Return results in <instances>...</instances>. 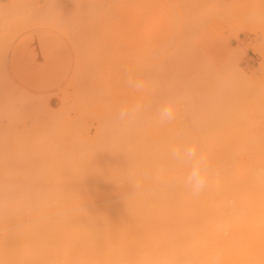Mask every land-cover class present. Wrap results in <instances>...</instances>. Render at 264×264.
Returning a JSON list of instances; mask_svg holds the SVG:
<instances>
[{
  "label": "rangeland",
  "instance_id": "1",
  "mask_svg": "<svg viewBox=\"0 0 264 264\" xmlns=\"http://www.w3.org/2000/svg\"><path fill=\"white\" fill-rule=\"evenodd\" d=\"M111 1L0 0V13L8 14L4 17L11 23L5 20L0 21L3 23L2 27L0 24V30L3 34L8 30L11 31L10 29L14 32L13 36L10 33L9 40H12L5 47L2 42L7 39L6 35L9 31L6 32L7 34L5 33L6 35L0 31L2 34L0 35L6 37L3 39L0 36V40L2 39L0 45L5 47L3 50H1L3 46L0 47V50L4 51L3 55L0 53V56L2 55L0 58H3V61L0 60V105L4 106L6 111H10L6 112L8 113L6 116H11L10 119L4 116L0 117V123L7 127L6 133L9 132L6 134L7 136L3 133L4 138H10L9 140H0V148L2 142L5 147L7 146L5 142H7L9 152L12 148L11 145L14 147L12 151L15 152L14 149L16 150L19 145L18 142H21L18 137L22 138L25 135L26 138L25 141L22 138L23 142L18 146L21 147L24 143L26 152L21 151L22 153L18 152L17 155L12 152L15 156L11 157H15V159L8 158L9 154L4 155L7 156L5 157L6 161L0 159V161H10L7 162L8 169L14 170L12 172L14 175L19 171L22 175L25 173L22 171L34 170L36 172V169L39 171L40 169L43 171L58 170L57 168L63 164L65 166L60 167L62 170L64 168V171L59 167L62 173L67 170L73 173L72 169L74 171L79 169V166L75 165L78 162L71 164L68 161L74 162L77 159L79 161L81 156L88 154V156L91 155V158H88L90 163L98 158L100 161L92 162L96 168L93 165L92 169L89 166L86 167V171L91 170L86 173H93L95 169L101 171L104 168V138L109 133H106L104 124H110L105 125L108 128L107 131L114 126L120 127L124 132H122L123 135H120L126 136L128 140L129 137L137 135L136 138L142 141L147 139L152 141L151 138H155L152 142L156 143L153 145L155 152L159 151L162 154L168 153L171 145L181 142V144L190 143V141L197 142L200 148L203 147L201 150L203 153L210 150L214 153L233 155L244 153L245 150L249 152L255 151V149H264V127H262L264 126V53H262L264 52V0H113L114 4ZM144 1H149L152 5L148 4V8L143 9V4H141V7L136 9L137 12L133 19L130 18L129 12L122 14L125 8L139 2L146 3ZM176 1H179L178 3L183 9L180 10ZM181 11H184V19L183 15H179L182 13ZM84 13L92 15V21H90L91 19L86 21L87 17H84ZM104 15L106 18L108 17L107 20ZM1 17L3 19L2 15ZM103 18L105 23H103ZM123 19L125 21L130 19V23L136 25L139 33L136 39L133 40L127 36L126 23L124 25ZM60 22L63 26H67L63 27L64 30L62 28L59 30L56 27ZM83 22L84 25H82ZM50 23H56V25L51 27ZM104 24H106L105 27ZM89 25L91 29L93 28L92 30L89 29ZM178 26L181 29H178ZM74 28L75 30H73ZM85 28L87 29L85 30ZM77 29L78 31H76ZM65 30L67 34L72 30L73 37L65 34ZM75 36L80 37L79 40ZM84 39L86 41H83ZM81 40L82 42L78 43ZM101 41L104 46L98 44ZM73 42L77 43L72 45ZM76 44L80 46L79 50ZM94 44L95 46H93ZM97 44L98 47L99 45L104 47V49L102 48L104 51L99 50ZM74 46L77 48L75 49ZM89 46H92V49ZM89 49L91 53L88 51ZM78 51L82 53L81 56ZM75 54H79L78 56L81 58L79 59ZM121 57L125 61L130 60L131 63L121 61ZM78 63L79 65H76ZM128 63L132 64V68L135 66L137 69L131 68L132 70H130ZM123 64H127L128 69ZM137 65L139 67L142 65V68L138 69ZM129 77L141 81L143 87L139 90L129 87L127 84ZM248 80L250 84H248ZM250 81L256 83L257 86L256 84L252 85ZM30 99L34 100V103L38 102L39 105L38 103L34 104ZM166 102L174 104L176 116L170 123H161L157 112L159 107ZM137 104L141 105L140 113L131 115L125 120L116 118L120 106L127 105L131 108ZM37 107L39 109L34 110ZM135 122H138V125ZM125 124H127L125 126L127 130L123 129ZM252 125L255 127L253 128ZM133 126L136 127V131L133 130L135 129ZM258 126L261 128L259 129ZM138 127L139 129H137ZM2 128L0 129L2 130ZM146 128L148 130H145ZM117 130L119 131V129ZM131 130L133 131L132 136H130ZM16 131L17 136L14 135ZM18 131L21 132V135H18L20 134ZM125 133L127 134L125 135ZM110 135L113 137L112 134ZM117 135L119 137V133ZM87 137L89 139H86ZM126 137H124L125 140ZM87 140L88 144L86 145ZM9 141L11 142L9 143ZM97 141L99 142L97 143ZM63 142L70 143L71 146L65 145ZM134 143H131L133 145L130 146L133 151ZM96 144L97 147H95ZM62 146L63 148H60ZM65 147L70 148L69 152L71 153L73 151V153L80 152L79 155L77 153L76 156L72 155V157L79 156V158L71 159L72 157L69 152L67 153L68 149ZM18 149L20 151V148ZM58 149L63 155L70 156L69 159L68 156L65 157L67 160L64 159V156L60 154L62 157L58 159L56 157V152H60ZM129 149L131 150V148ZM52 152L58 161L56 158L54 159ZM0 155L2 156L3 153ZM70 164L71 166H69ZM66 165L69 167L67 168ZM56 166L57 168H55ZM9 170L8 173H11ZM15 170L17 171L15 172ZM53 170L52 172H55ZM81 170L80 168L77 172ZM40 173L39 176L43 174ZM57 173L61 176L58 174L59 176L52 177L53 175L49 174L50 179L54 181L52 186L58 185H55L56 180L60 183L68 178L71 179L70 181L73 179L75 181V178L68 176L69 173H67V178H63L61 172ZM82 173H80L81 176ZM29 174L32 176V172ZM64 174L66 175V173ZM17 175L15 179L12 177L13 181L16 180ZM25 175L28 177L26 179L30 178L28 174ZM77 175H73V177H77ZM88 175L91 174H87L86 179ZM46 176L47 179L49 176ZM100 176L102 175L99 172ZM99 177L98 181L102 182L104 178L100 181ZM24 179L20 178L19 180V182L22 180L23 186L25 185L23 181H26ZM86 179L84 178L85 182ZM13 181L11 180V182ZM16 181L15 184L19 185L20 183ZM33 181L31 182L36 184L35 180ZM49 184L50 182L47 183V186H50ZM68 184L69 187L73 185L72 183Z\"/></svg>",
  "mask_w": 264,
  "mask_h": 264
},
{
  "label": "bare ground",
  "instance_id": "2",
  "mask_svg": "<svg viewBox=\"0 0 264 264\" xmlns=\"http://www.w3.org/2000/svg\"><path fill=\"white\" fill-rule=\"evenodd\" d=\"M112 2L114 1L112 0L111 3ZM176 2L178 3L179 1ZM178 6L180 7L179 3ZM181 9L183 8L180 7V10ZM181 12L183 14L181 13L179 15H183L182 17L184 19V11ZM0 14L3 16V19L1 17L0 19L2 20L0 21L5 20V12L4 14ZM88 14L90 13L88 12ZM88 14L84 13V17H87L85 20L89 21V19H91L90 21H92V15L90 16ZM87 15L90 17L88 18ZM104 16V18H106V15ZM107 19L108 17L106 20ZM103 23H105V19ZM184 23H182V25H184ZM0 24L2 27L3 23L0 22ZM10 24H8V26L11 27ZM50 24L51 27L52 25H56V23ZM59 24L62 25L61 22ZM59 24V27L56 26L59 30L61 28L63 29V27H67L66 25L60 26ZM82 25H84V22ZM105 25L106 24H104V27ZM3 27H6L5 24ZM88 27H90V25ZM179 27L180 26H178V29H181V27ZM87 28H85V30ZM89 29H91V27ZM10 30L12 31L8 30V34L10 36L6 33L8 31L5 32L7 35L4 33L7 36L8 41L5 39V36H1L3 32L0 30L2 33H0V36L6 40L2 42L1 39L0 41L5 45V47L6 44H9L8 42L12 40H9V37L11 38L10 33H12L13 36L14 32L12 29ZM66 30L65 34H67ZM73 30H75V28ZM76 31H78V29ZM104 31H106V29H104ZM71 32L67 35H72ZM73 32L75 33V31ZM66 38L68 39V37ZM76 38L79 40L80 37L78 38L77 36ZM85 39L83 41L88 40ZM69 40L71 41L70 38ZM75 41L77 40L75 39ZM80 42H82V40L78 41V43ZM74 43L77 42H73L72 45ZM2 44L0 47L3 46ZM89 44L91 45V43H88V45ZM98 44H103L104 46L102 41ZM77 45L78 44H76V46ZM83 45H85V42H83ZM93 46H95V44ZM5 47L3 46L1 50ZM77 47L76 48L79 50L80 46ZM89 47L92 49V46ZM98 48H100L99 50L104 51L102 50L104 47H100L99 45ZM90 49L88 50L89 52L91 51ZM1 50L0 53L2 54L4 51ZM78 53L80 56L82 55L81 52L78 51ZM2 55L0 57H2ZM78 55H76V57ZM2 59L3 58H0L1 61H3ZM121 59V61H125L124 58L121 57ZM119 60L120 59L118 58V61ZM128 61L130 62V60ZM119 63L122 64L124 62ZM80 64L82 63L80 62ZM76 65H79V63ZM123 65L125 68L127 67V64ZM123 65L120 66L123 67ZM142 65L141 67H139L140 64L139 66L137 65L138 69L142 68ZM131 66L132 64L130 65V70L133 68L134 70L137 69L134 65L133 68ZM248 84H250L249 80ZM251 84L255 86L256 83L251 82ZM35 103L38 102L35 101ZM45 105L43 106L45 107ZM0 107L2 110L0 112V117L4 116L10 119L11 116H6V114L10 111H6L3 108L4 106L0 105ZM2 108L5 110V113ZM38 109L39 108L37 107L34 110ZM0 124V128L3 126L2 130L0 129V134H8L9 132L6 133L8 130H6L7 127H4L2 123ZM127 124L124 125V130H127L125 129ZM105 125L106 124H104V127L106 129V133L109 132L107 134L109 137L105 135L106 139L104 138V168H102L101 171L100 169H98L99 171H96L95 169V171H93L94 174L92 172L86 173L91 171L90 169H88L90 171L86 170L88 166L89 168H91L92 165L94 166V163L92 162L97 161L99 158L91 161L90 163L88 158H91V155H80V158L79 156L74 157L77 152H69L70 148L68 149L67 146L65 147V149H68L66 150L67 153L69 152L71 157L74 154L71 159L79 158V161L78 159L76 161L74 160V162L68 161L69 163L71 162V164L78 162L75 164L79 166L78 170L74 171L72 169V171H70L73 173H70L67 169H65L67 171L62 173L64 168L62 170L61 167L65 166L63 164L64 162L62 163L63 165H60L61 167L59 166L62 171L59 167L57 168V166L55 168L58 170L51 169L49 171L44 169L45 171H43L40 169L39 171L35 168L36 172L34 170L27 172L22 171L25 172L23 175L20 174L21 172L19 170V172H16L17 170H15L16 174L20 176L18 178L17 175V181H13L16 174L14 175V173H12L14 170L11 171L8 169V158L11 159L13 156L17 155L16 153H20L21 151L26 152V146H24V143H22V148L18 147L21 142L25 141L26 138L24 137L25 135H23V141L22 138H19L20 136L18 137V140L20 139L21 142L14 140L19 144L17 147L14 144L16 147V150L14 149L15 152L12 151V148H14L12 145L10 146L12 148H10L11 151L9 152L7 142H5L7 145L6 147L4 142H2L3 144L0 148V154L3 153L2 156L7 154L9 155H7V162H5V157L7 156L2 157L0 155V159L5 160L0 161V264H264V149H255V151L251 150L249 152H246L245 150L244 153L241 152L233 155L220 154L219 152L214 153L210 150L204 153L208 160L209 175L218 177L219 183L210 184V186L199 197H193L184 184V178L189 170L188 167L171 160L169 153L162 154L159 153L158 150V152H155L153 145H156V143H152L155 138H151L152 141L147 139L148 141L143 140V142L142 140L136 138L138 135L136 137H129V140L126 136H124L126 137V141L125 138L120 135H123L124 133L120 127L118 128V126H114L116 127H113L115 131L113 128H109L110 130L107 131L108 128L106 126L110 124ZM136 125H138V122ZM134 126L133 128L135 129L133 130L136 131V127ZM139 127L141 126L139 125ZM139 127L137 129H139ZM254 127L255 126H253V128ZM260 128L261 127H259V129ZM117 129H119V131ZM145 130L148 129L146 128ZM117 131L119 133V137L117 135ZM142 132L140 133L142 134ZM19 133L20 134L18 135H21V132ZM134 133L136 134V132ZM16 134L17 131L14 135ZM25 134L27 135V133ZM110 134H112L113 137H110ZM126 134L127 133H125V135ZM132 134L133 131L130 133V136H132ZM2 135H0V140L5 139V135ZM88 137L86 139L90 138ZM109 138L111 139L109 140ZM131 138H133L132 142ZM6 139L8 138L6 137ZM99 141L101 142V139ZM99 141H97V143ZM10 142L11 141H9V143ZM26 142L28 141L26 140ZM133 142H135L133 146L134 151L132 150V147H130L133 145L131 144ZM64 144L70 145V143ZM87 144L88 140L86 142V145ZM63 146L60 148H63ZM97 146L98 145L96 144L95 147ZM128 147L131 148V150ZM18 148H20V151ZM199 149L203 150V147H199ZM58 150L60 151V149ZM56 153L57 156H55L58 159L62 156L66 159L65 157L68 156H65L66 154L63 155L61 151ZM79 153L80 152L77 154L79 155ZM55 156L53 154L54 159L56 158ZM70 156H68V159ZM24 157L21 158L25 159ZM12 159H15V157ZM18 160L21 161V159ZM71 164L69 166H71ZM69 166L66 165L67 168ZM84 167L87 168L85 169ZM94 167L96 168V166ZM80 168L82 170L77 172ZM8 170L12 174L8 173ZM52 170L55 172H52ZM58 171L62 173L63 178H67V173H69L70 175L68 174V176L75 178V181L74 179L70 181L71 179L68 178L66 181H61V183H63L61 184L56 180L57 183L55 182V185H58L52 186L54 185V181L50 179V177L52 175V177H55L54 175L57 176L59 174L57 173ZM28 172H32L33 177L30 176L31 174ZM38 172L46 174L43 176V174L40 173V176L42 177L38 179L40 177ZM50 172H52V174H50ZM75 172L79 173V176ZM81 172H83L82 176L80 175ZM99 172L103 177H99ZM64 173H66V175ZM84 173H86L85 176L87 174L91 175H88L86 179ZM25 174H28V176L33 179H26L28 177H26L27 175ZM59 175L61 176V174ZM73 175H77V177H73ZM98 177L100 178V181L104 178V182H99ZM20 178H25L24 180L27 181H23V183L25 182L24 186L21 184L22 180L19 182ZM84 178L86 179V182ZM10 179L13 182H11ZM37 179L38 182H36ZM44 179L46 180L43 181ZM29 180L32 182L35 180L36 184H41V186H38V184L36 185ZM15 181L20 184L16 185ZM49 182L50 186H47V183ZM67 182L69 184L72 183V187L67 186ZM84 182L87 185H85ZM88 183L92 186L90 184L88 185Z\"/></svg>",
  "mask_w": 264,
  "mask_h": 264
},
{
  "label": "clouds",
  "instance_id": "3",
  "mask_svg": "<svg viewBox=\"0 0 264 264\" xmlns=\"http://www.w3.org/2000/svg\"><path fill=\"white\" fill-rule=\"evenodd\" d=\"M129 87L137 90L143 87L141 81L133 80L131 77L127 80ZM141 105L137 104L129 108L122 105L116 113L118 120H125L130 115L140 113ZM161 123H170L175 119L176 111L172 102H166L161 105L157 112ZM171 160L178 164L188 167L187 175L184 178V184L193 197H199L212 183H219L218 177L210 176L208 172L207 156L199 149L197 142L171 145L168 149Z\"/></svg>",
  "mask_w": 264,
  "mask_h": 264
},
{
  "label": "crops",
  "instance_id": "4",
  "mask_svg": "<svg viewBox=\"0 0 264 264\" xmlns=\"http://www.w3.org/2000/svg\"><path fill=\"white\" fill-rule=\"evenodd\" d=\"M144 2H146V3L139 2L137 4H134V5L130 6V7L125 8L124 11L122 12V14L129 12L130 18L132 17V19H133L134 15L137 12L136 9L140 8L141 4H143L142 5L143 9L148 8V4H150V6L152 5V3L149 2V1H144ZM122 21H124V25L126 23L125 32H126L127 36H129L133 40L136 39L137 36L139 35V33H138L137 29H136V25L134 23L131 24L130 23V19H129V21H127V20L125 21L124 19Z\"/></svg>",
  "mask_w": 264,
  "mask_h": 264
}]
</instances>
